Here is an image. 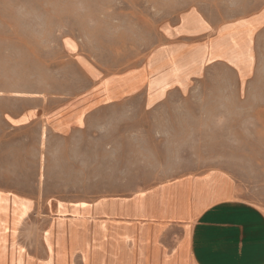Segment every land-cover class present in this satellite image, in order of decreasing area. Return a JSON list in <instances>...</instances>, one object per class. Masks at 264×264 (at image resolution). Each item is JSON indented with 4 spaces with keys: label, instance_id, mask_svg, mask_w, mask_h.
I'll use <instances>...</instances> for the list:
<instances>
[{
    "label": "rangeland",
    "instance_id": "1",
    "mask_svg": "<svg viewBox=\"0 0 264 264\" xmlns=\"http://www.w3.org/2000/svg\"><path fill=\"white\" fill-rule=\"evenodd\" d=\"M261 1L0 0V191L31 202L17 230L21 250L48 258L52 200L129 197L185 175H220L264 209V31L243 85L235 69L209 63L186 94L171 92L153 110L129 98L101 110L85 133L63 138L43 123L12 129L4 120L6 109L83 92L84 63L104 76L140 65L160 27L190 9L219 25ZM65 41L82 55H66Z\"/></svg>",
    "mask_w": 264,
    "mask_h": 264
},
{
    "label": "crops",
    "instance_id": "2",
    "mask_svg": "<svg viewBox=\"0 0 264 264\" xmlns=\"http://www.w3.org/2000/svg\"><path fill=\"white\" fill-rule=\"evenodd\" d=\"M263 31L264 0L248 15L219 25L199 8L190 9L160 27L140 65L104 76L84 63L87 89L67 99L22 104L17 112L6 109L5 123L12 129L43 123L63 138L85 133L101 110L129 98L153 110L171 92L186 94L209 63L235 69L243 85L253 74ZM64 46L66 55H82L71 42ZM27 205L28 199L0 191V264H264V209L216 174L185 175L129 197L50 201L46 260L16 244Z\"/></svg>",
    "mask_w": 264,
    "mask_h": 264
}]
</instances>
